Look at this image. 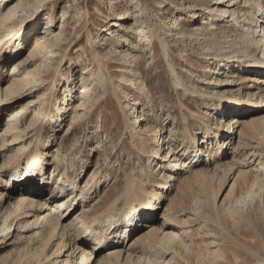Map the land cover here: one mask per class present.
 I'll return each instance as SVG.
<instances>
[{
    "label": "rangeland",
    "instance_id": "1",
    "mask_svg": "<svg viewBox=\"0 0 264 264\" xmlns=\"http://www.w3.org/2000/svg\"><path fill=\"white\" fill-rule=\"evenodd\" d=\"M15 1L18 0H0V11L8 9L7 6ZM20 1L25 3L17 7L14 20L7 28L0 29L4 43L0 45V88L4 92L3 88L10 82L6 77L8 66L18 62L21 64L17 68L22 72L37 71V80L4 104L10 105L9 102L16 98L19 102L0 109V165L16 154L21 156L23 167H28L31 158L34 160L33 155L29 158V151L35 144L31 135L39 124L24 131L28 132V139L23 137L11 151L5 150L7 146L2 143L11 139L3 140L7 137L3 130L8 111L27 106L25 120L21 122L18 115L13 122L14 126L25 128L32 120L40 122L41 118L34 114L35 109L55 114V105L62 104L71 88L69 109L62 117L55 116L45 122L42 129L46 130L40 132V144L50 163L47 171L50 173L56 160H61V169L48 191L62 183L60 178L73 177L76 194L86 192L67 221L81 209V218L89 220L103 213L113 202L121 206L128 196L126 188L124 190L127 178L142 181L137 193L153 192L158 186L168 185L170 182L164 181L162 175L165 169L156 166V161L152 162L153 150L162 146L163 137H172L171 143L178 150L177 140L184 135L200 137L205 123L219 133L209 113L220 108V92L230 93V86L225 85L231 80L228 77L230 69L226 65L223 67L222 62L217 66L221 68L217 69L220 73L208 71L207 66L213 69L216 64L212 59L200 58L191 52L188 41L185 46L171 42L165 55L156 37L152 38L153 48L142 34L150 36L148 18L155 23L168 22L174 30H200L212 34L211 23H223L214 21V15L204 12L203 6L223 7L228 11L226 20L233 18L232 9H235L238 20H242L239 12L243 8L242 0H232L236 1L233 6H227L232 2L227 0ZM250 2L258 3L252 13L259 28L264 25V0ZM189 3L196 7L188 8ZM192 10L198 14L193 16ZM23 32L26 36L20 41L11 36ZM38 32H45L57 42L53 53L30 56L28 50H23L20 43H28ZM138 34L144 44L137 41ZM219 38L216 34L215 39ZM136 61L137 67L134 66ZM169 64L188 88L185 92L173 86ZM100 69H103L101 80L97 74ZM81 83L88 84L89 89L79 100L77 91ZM242 88L233 86L236 91ZM194 89L209 91L210 95L202 96L193 92ZM142 110L145 118L139 121L137 115ZM263 114L261 110L246 119ZM252 121L243 125L240 137L234 134L233 143L226 144L224 152L214 156L203 153L201 158L191 161L188 172L180 171L177 175L183 183L173 180L174 186L166 191L168 199L161 200L163 207L159 215L167 208L166 218L171 222L162 232L182 231L184 249L177 242L167 244L163 241L161 231L152 233L142 227L124 240L130 249H126L128 245L119 244L97 250V264H153L154 261V264H264V119ZM47 139L49 145L45 146ZM29 170L27 168V172ZM9 174L8 169L0 172V186ZM256 176L261 178L260 182L254 180ZM79 222L74 221L67 227L73 237L78 236ZM8 236L0 235V264H31L40 255L38 249L35 250L36 237L23 244L21 240L19 243L11 239L14 243L9 244ZM51 250L49 245L43 254ZM111 250L115 253L109 254ZM8 254L5 260L4 255Z\"/></svg>",
    "mask_w": 264,
    "mask_h": 264
},
{
    "label": "bare ground",
    "instance_id": "2",
    "mask_svg": "<svg viewBox=\"0 0 264 264\" xmlns=\"http://www.w3.org/2000/svg\"><path fill=\"white\" fill-rule=\"evenodd\" d=\"M40 1L42 0H38V2ZM227 1L231 2L232 0ZM242 2L243 8L239 10L240 18H243L242 20H238L235 9H232L231 16L233 18H231V20H226L225 16L228 11L223 7L218 6L209 8L203 6L202 9L204 12L214 15V21L218 20L220 23H223V25L219 24V22L211 23V28L213 29L211 30L213 31L212 34L200 30L190 32L181 29L174 30L169 26L170 24L168 22L161 21L160 23H155L150 18L147 19L150 36L145 37L144 34H142V37L145 38L153 48H155L154 42L152 41L153 37H156L165 55L168 54L167 50L170 48L171 42L185 46L187 44L186 41H188L189 45L191 44L192 46L191 52H194V54L197 53L200 58L212 59L214 61L216 66L213 67V69L207 66L208 71L212 70L213 73H220L221 71L217 69L221 68H217V66L222 65L223 62L222 66L224 67L226 65L227 69H230L228 77L231 78V80L228 79V83L225 84L230 86V93L220 92L218 95L221 99L220 108L215 109L213 113H209V116L215 119L216 123H214V125L219 129L217 130L219 133L214 131V127L212 128L209 123H205L200 137L197 138L186 135L180 137L177 140L180 146L178 150L171 143V141L174 140L172 137L169 139L163 137L162 146L160 145L153 150L152 162L156 161V166L161 167L162 170L165 169L163 172L164 174H162L164 181L170 182L168 185L164 184L158 186L153 192L142 190V192L137 193L136 191L140 189L142 181L135 178H127L128 180L124 186V190L126 188L128 196L121 206L113 202L107 210L89 220L81 218L83 217V210L81 209L78 214L67 221L76 211L75 207L80 203V200L84 199L86 192L80 191L79 194H76L77 185H75L73 177H67L66 179L60 178L59 181H62V183L58 186H53L52 189L48 191V187L55 183L56 176L58 175L57 171H60L61 160H56L50 173L47 171V167L50 163L47 162L45 158L46 151L43 150L40 144V132L45 122L49 119L53 120L55 116L62 117L64 111L69 109L71 103H69L70 98H68V96L70 97L71 88H68V95H64L62 104L57 103L55 105V114L46 112V110L41 111L35 109L34 114L41 118L40 122L32 120L25 128L21 129L20 127L14 126L13 122L14 118L18 115H20L21 122H23L26 118L25 115L28 113V107L25 105V107L18 106V108L8 111V117L3 130L7 137L3 138V140L8 141L9 137H11V139L6 144L2 143L3 146H7L5 150L11 151L13 146H16L18 142L20 143V141H22L23 137H26L25 140L28 139V132L24 131L39 124L37 128L33 129L36 132L33 131L34 133L31 135V137L33 136L35 144L34 148L29 151V158L33 155L34 160H32V158L29 160L28 167H23V160L21 156L16 153V155H11L12 158H10L9 161L4 160L0 165V172L4 173L6 169L11 171L8 179H4V183L0 186V235H2V237L9 235L8 239L11 241L9 244L14 243L16 240H19V243L21 240L23 244L29 238L36 237L38 241L36 243V248L35 245L33 248H35V250L38 249L40 255L37 257L35 256L36 259L31 256L35 259L31 264H49L50 262L51 264H97V250L99 251L104 247L113 248L114 245L119 244H124V246L128 245L124 240L142 227H147L152 233L153 231H161L160 234L163 241L165 240L167 244L170 242H177L182 245L181 248H183L184 237L182 231L168 230L162 232L164 226L166 227L171 224L166 218L168 215L167 208H164L163 212H160V215L158 212L159 209L163 207V205L161 206V200L164 199L165 201L168 199L166 191L169 190V186L170 188L174 186L172 181L175 180L181 183L183 180L182 178L179 180L177 179L178 173L180 171L188 172V164L196 160L197 157L201 158L203 153L214 156L218 152H224V146L228 143H233L234 134L237 133L238 137L241 136L244 124H248L249 121L252 120V122H254L255 120L264 119V114L249 118V120L246 119L250 114L264 110V25L258 28L257 19L252 13L253 8H255L258 3L253 4L250 0H242ZM23 3H25V1H15L7 6L8 9L6 8V10L0 11V29L7 28V24L14 20L13 16L16 9ZM234 4H236V1H232L227 6H233ZM187 7L193 9L196 5L189 3ZM191 13L193 16L198 14L195 11ZM121 16H124V14ZM2 33L3 32L0 33V45L4 44L2 42ZM216 34H219V39H215ZM11 36L20 41L21 38L26 35L23 32L12 34ZM137 41L144 44L143 41L140 40L139 34L137 35ZM55 44H57V42L52 40L45 32H42V34H39V32L34 33L30 37V41L28 40V43L26 42L24 45L20 43L22 47L24 46L23 50L29 51L30 56L46 55L48 52L53 53L54 51L52 48ZM140 56L143 57V53H140ZM97 62L99 65L102 64L98 59ZM20 64L21 63L18 62L16 65L10 64L8 66L9 71L6 73V77H8L10 82L6 88H3L5 89V93L0 88V109L5 110L8 104L6 105L4 103L9 101L11 96L20 95V93L32 86L34 81L37 80V71L26 70L22 72L17 68V65L19 66ZM138 65L139 63L136 61L134 66L137 67ZM169 66L170 72L173 75V86L176 89H182L184 92L188 90L181 77L178 76L176 70L171 64H169ZM102 70L103 69H100L97 73L100 78L99 80L103 78ZM127 81L133 82L132 79H128ZM101 83L104 82L101 81ZM236 85H239L241 88L244 87V91L242 92L243 88L237 91L234 90L233 86ZM88 89V84L81 83L78 86L77 99L81 100L84 97V93L88 92ZM193 92H197L202 96L210 95L209 91L194 89ZM19 101L20 100L16 98L9 103H11L10 105H15ZM73 102H75V100ZM82 103L81 105L83 106ZM10 105H8V107ZM70 109H72V107ZM75 110L76 107L73 113ZM137 117H139V121L144 120L143 110ZM141 126L142 124L140 127ZM42 130L45 131L46 128ZM46 141L47 144H45V146L49 145L48 139ZM180 151L182 152L180 153ZM31 164L34 168H37L39 174L36 173V169L34 171L30 169L27 172V168H30L29 166ZM20 174L22 175L20 176ZM15 175H17L18 178ZM260 179V177L256 176L254 180L260 182ZM77 195L79 198H77ZM36 197L39 198L35 199ZM128 213L131 219L129 218L128 220L127 217L124 219L122 223V225L124 224L122 228V232L124 233L121 235L119 233V231H121L120 227L112 229L111 225L119 216L124 217ZM142 215H144L143 219L139 218ZM159 219L163 220L159 225H156ZM74 221H80L79 226L76 227V229H78L77 237H73L67 229V227L74 224ZM82 228L83 230L80 231ZM156 240L154 241L156 242ZM49 245L52 246V252L50 251L51 253L44 255L43 251ZM130 247L131 246L128 245L126 249H130ZM94 251L96 252L94 253ZM26 253L29 252L27 251ZM108 253L115 252L111 250ZM4 256L5 260L9 258V254ZM27 258H29V256ZM136 258L138 257L136 256ZM2 260L5 261L4 259ZM17 261L18 260H16L15 263Z\"/></svg>",
    "mask_w": 264,
    "mask_h": 264
}]
</instances>
